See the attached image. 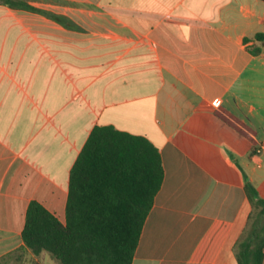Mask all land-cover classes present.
I'll return each instance as SVG.
<instances>
[{
	"label": "crops",
	"instance_id": "1",
	"mask_svg": "<svg viewBox=\"0 0 264 264\" xmlns=\"http://www.w3.org/2000/svg\"><path fill=\"white\" fill-rule=\"evenodd\" d=\"M9 1L0 264H59L25 247L26 210L37 201L65 223L70 171L96 126L160 154L162 183L131 264H237L253 210L246 184L264 200V2Z\"/></svg>",
	"mask_w": 264,
	"mask_h": 264
},
{
	"label": "trees",
	"instance_id": "2",
	"mask_svg": "<svg viewBox=\"0 0 264 264\" xmlns=\"http://www.w3.org/2000/svg\"><path fill=\"white\" fill-rule=\"evenodd\" d=\"M162 179L152 143L96 126L70 171L65 223L31 201L22 231L25 247L34 255L47 252L59 264H131ZM245 188L253 210L235 245L237 264H262L264 200L251 184Z\"/></svg>",
	"mask_w": 264,
	"mask_h": 264
},
{
	"label": "rangeland",
	"instance_id": "3",
	"mask_svg": "<svg viewBox=\"0 0 264 264\" xmlns=\"http://www.w3.org/2000/svg\"><path fill=\"white\" fill-rule=\"evenodd\" d=\"M25 261H26V259H25ZM23 263H24V260L23 261H20V262H18V261L16 262L15 261L14 263H8V264H23Z\"/></svg>",
	"mask_w": 264,
	"mask_h": 264
},
{
	"label": "built area",
	"instance_id": "4",
	"mask_svg": "<svg viewBox=\"0 0 264 264\" xmlns=\"http://www.w3.org/2000/svg\"><path fill=\"white\" fill-rule=\"evenodd\" d=\"M260 150H264V147H262V148H259V149H258V152H260Z\"/></svg>",
	"mask_w": 264,
	"mask_h": 264
}]
</instances>
